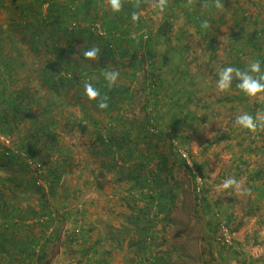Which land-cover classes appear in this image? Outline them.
Returning <instances> with one entry per match:
<instances>
[{"label": "rangeland", "instance_id": "obj_1", "mask_svg": "<svg viewBox=\"0 0 264 264\" xmlns=\"http://www.w3.org/2000/svg\"><path fill=\"white\" fill-rule=\"evenodd\" d=\"M0 1L3 2V8L0 9V37L5 41L3 46L7 49L11 45L17 47L20 50L17 51L19 62L29 60L34 67L33 82L25 78L30 74L25 68L18 75V80L21 79L18 86H12V90L25 86L34 90L38 83H42L35 74L47 64L50 52L45 47H40L38 53L31 49L32 35L24 29L26 21L21 14V7L28 5L31 0ZM55 1L61 6L58 12L62 16L76 13V19L67 20L65 31L57 29L55 32L47 26L43 31L44 36L52 39L48 36L55 32L53 38L56 41H52L49 46L63 50L71 46L83 56L84 47L95 45L102 53L103 39L107 33L102 29L100 17L103 13L113 15L106 0L100 4L98 15L92 11L89 16L77 13L76 5L84 0ZM204 2L206 0H200V3L197 0L189 9L185 7L186 0H181V7L175 10L177 18L170 40L161 41L155 47L154 61L159 67L155 76L163 79L161 90L154 96L148 90L143 92L148 76L147 72H140L132 85L135 101L124 111L126 118L131 121L140 119L137 126L146 128L142 125V120L147 117L144 106L157 105L156 109L152 107L151 110L154 115H158L160 134L163 132L167 135L162 139L149 136V139L146 131H141L137 139L135 133L139 130H136L130 136L133 142L138 141L137 158L140 159L141 151L148 155L149 171L155 172L166 166L171 172L169 183L161 188L167 196L162 201L163 205H167L168 201L170 203L172 195L177 196L174 220L166 231V220L169 222L170 218L164 214L158 215L155 205L151 209L152 213L145 217L140 213L147 208V201L137 199V204L132 205L130 185L120 182L125 172L120 174L116 170H104L106 178L101 180L102 190L91 184L94 174L102 171L103 162L110 163L111 159L87 156L90 138L81 135L77 124L71 122L72 119L77 121L84 106H88L87 110L92 114L91 109L96 104L84 95L81 88L84 79L79 76L80 80L74 78L76 82L63 90L60 88V95L55 99L48 92L49 89L43 87L41 94L44 100L47 98L57 104L54 114L63 128L60 145L67 149L72 172L66 177L60 192L61 197L68 199L69 210L61 208V200L49 199L48 211L54 212L53 217L59 215L55 223L59 232L57 239L49 245L42 264H154L156 257L166 254L174 256L171 261L173 264H264V130L258 129L252 133L234 127L237 115L247 112L255 116L257 110L264 109V94L256 98L247 97L236 88V81L224 93L216 87L218 73L224 67L245 69L250 61L259 60L264 69V0H222L225 3L224 10H218L214 5L203 8ZM144 5L146 9L142 11L140 21L141 25L149 28L141 30L139 35H143L146 41L147 33L153 37L161 12ZM47 9L48 3H45L41 9L45 16ZM184 9L197 14L199 21L208 20L211 27L199 30L187 18ZM26 19L35 21L32 16ZM134 25L132 33H136ZM99 26L105 36L94 34L93 29ZM88 31L93 37L89 35L83 38ZM79 39H82V43L77 42ZM253 43H257V46H252ZM122 44L126 49L131 48L126 41ZM68 59L76 68L83 66V60L77 54ZM164 59L167 60L166 64H163ZM123 61L125 67L114 64L112 69L120 72L118 84L128 86L129 79L125 78V74L130 73L129 56L125 55ZM86 62L92 66L97 60ZM96 73L94 68L89 78L91 82L99 79ZM94 114L97 116L96 112ZM104 116L100 124L106 126ZM174 116L184 123L176 133L172 132ZM30 125V122L25 123L12 136L5 137L10 141L9 147L5 149L17 153L16 158L19 157V136L26 134ZM90 127V133L94 132L95 129ZM219 140L220 143L216 144ZM130 144L133 146V143ZM62 158L59 157L60 162L64 161ZM184 160L188 162L189 168L184 165ZM48 169L49 165L43 166L45 175ZM24 170L13 167L14 173H11L9 169H0V187L7 200H14L17 194L12 193L11 188L16 182H22L20 190L25 191L18 199L21 207L25 211L31 209L30 212H39L42 204L40 193L32 187L34 174ZM90 173L92 176H89ZM12 174L17 178L14 179ZM198 176L201 178L199 182ZM229 177L241 181L239 191L219 187ZM35 179L42 181L39 186L48 187L44 178ZM154 188L156 191L161 190ZM149 193L148 188L144 187L138 195L145 197ZM201 197L206 198L205 203L201 202ZM135 216L140 218L139 223L127 221L128 217L134 220ZM147 218L152 220L151 223L148 224ZM153 221L156 226L152 235L156 234V237L149 239L141 229L149 227ZM37 222L38 218L29 216L25 224L34 226ZM241 222L242 228L233 232ZM25 231L28 229H23L22 233ZM40 231V226L36 225L32 234L38 235ZM177 254L181 255L179 259Z\"/></svg>", "mask_w": 264, "mask_h": 264}, {"label": "trees", "instance_id": "obj_2", "mask_svg": "<svg viewBox=\"0 0 264 264\" xmlns=\"http://www.w3.org/2000/svg\"><path fill=\"white\" fill-rule=\"evenodd\" d=\"M104 1L105 0H84L76 5L77 13H83L89 16L90 13L94 11L98 15L101 8L100 4L102 5ZM12 2H14V0H12ZM45 3H48L46 16L41 13V9ZM181 4V0H169L166 11L161 13L160 22L153 37H150L147 33L146 41H144L143 35H139V32L144 28L148 30L149 27L141 25V21H139L138 24L133 23L136 27V29L134 28V32L138 35L137 40L130 38L133 28L131 13L137 9L132 7L129 0H124L123 10L120 13H113L112 16L103 13L101 15L102 17H100V21L103 26L102 29L107 33V36L103 39V51L98 57L97 62L93 63L92 66H88V62H86L80 53L76 52L74 47L70 46L67 50H63L59 47L49 46V44L54 41L53 35L57 32V29L65 31L67 20H75L76 13L71 16L69 13H65V10L63 12L65 14L62 16L60 12H58L61 10V6H59L55 0H31L28 5L21 7V14L26 21L25 26L23 25L24 29L29 30L32 35H30L33 42L31 49L33 52L36 51L38 53L40 52V47H45L50 52L47 64L38 69L35 74L42 83H38L34 90L29 88V86L22 87L15 91L12 90V86H18L21 80H18V75L21 70L25 68H28L30 72L25 78L30 83L33 82V62L26 60L25 63H20L17 56V51L20 50H18L17 47H13V45H11L10 49H7L3 46L5 41L0 37V134L8 138L12 136L14 131L18 130L20 126L25 125V123H31L28 132L19 136L20 145L17 150L19 157L16 158L17 153H12L10 149H3V147L0 146V169H9L11 173H14L13 167H18L19 169L28 170V172L30 171L29 173H31L32 171L30 169L31 167L28 165V161L39 164L42 168L44 165H49L48 174L45 175L42 173L41 175V179L44 178L46 184H48L47 188L39 186L40 184L35 179V175L33 176L34 181L32 182V187L34 186V188H37V192L40 193V201L42 204V209L39 212L35 210L30 212L31 209L25 211L21 207L18 199L25 191L20 190L23 186L22 182H14L15 185L11 188V192L17 194V198L14 200H7V196H5L2 187H0V225H2L0 230V264H42V261L47 257L49 245L58 237L59 229L55 223L59 219V215L57 214V216L53 217L54 212L48 211L50 208L49 199L61 200L59 202L61 208L69 210L70 205L67 203L68 199H66L65 196L61 197L60 192L64 188L66 177L72 172L70 169L72 168V163H70L69 158H67V149H63L60 145L61 141H63V128L62 124L58 121L57 115L54 114V108H56L54 106L57 104L55 101H50L47 98L44 100L41 91L43 87L48 88V92L50 91L52 98H58L62 88L65 89L68 85H72L76 82L74 78L79 76L84 80H89L94 68H96V74L99 75V79L92 83L100 89L102 94L109 97V108L101 110L95 102L96 104L93 105V109L96 110L98 117L96 114H90L87 110L88 106H84L81 115L76 118L77 121H75V119L71 121L77 124L81 135L90 138L89 141L91 143L86 151L87 156H103L108 160L111 159L110 163L103 162L102 171L100 170L94 174L91 184L94 185L96 189L102 190L103 186L101 180L106 178V175L103 173L104 170H116L117 172L119 171L120 174L125 172L126 175L125 177H120V182L122 181L123 184L128 183L130 185L131 188L129 192L133 193L131 199L132 205H134V203L137 204V199H143L144 202L147 201V208L141 211L140 215L144 217L147 215L149 216V214L152 213V207L155 205L156 210H158V215L164 214L166 218H170L169 222L166 220V225L168 226L164 227V231L172 225L177 196L172 195L170 203L168 201L167 205H163L162 201L163 199H167V196L161 189L169 183L171 172L168 171L166 166L155 172L149 171L147 165L148 155H144V152L141 151V155L140 152L138 153L140 159L137 158L139 145H137L136 142L138 141L136 140L133 142L130 136L136 132V130H139L138 133H135L137 139H139L141 131H146L147 138H149V136H159V138L162 139L167 135L163 132L160 134L158 129V115H154V111L151 110L153 108L156 109L157 105L146 104L144 106L147 117L144 121L142 120V125L146 126V128H139L137 126L140 119L131 121L126 118L124 116V111L135 101L132 85L140 72H147L148 76L147 84L143 85V92L148 90L149 93L154 96L161 90L163 79L159 76H155L156 71L159 70V67H156L157 65L154 61L156 55L155 47L161 41L170 40L177 18L175 10L179 9ZM2 8L3 2L0 1V9ZM145 9L146 6L142 3L139 11ZM184 12L187 14V18L200 30L201 24L197 14L192 12L189 13L188 9H184ZM28 16L35 17V21L29 22L26 19ZM61 17H63V19ZM47 26L55 31L48 36V38L52 39H47L44 36L43 31ZM89 35L92 36L90 31L86 32L83 38ZM123 41L128 42L131 48L128 47V49H126L122 44ZM77 42L82 43V39H79ZM252 46L256 47L257 43H253ZM139 52L140 56L138 55ZM73 54H77L78 57L83 60V66L81 68H76L70 64L68 57L70 58ZM125 55L130 58V73L125 74V78L129 79V85L124 86L117 84V86L112 89H108L103 79V70L106 68L113 70L112 67L114 64L117 67H125L123 61ZM30 56L31 55H29V57ZM167 57L168 55L165 56V58ZM117 59L118 61H116ZM166 63L167 60L164 59L163 64ZM144 66H147V68L144 69ZM71 67H73L72 70ZM79 77L78 80H80ZM81 88L83 89V87ZM102 115H105L103 118L106 120V126L100 124ZM173 118L172 132L176 133L177 130L182 128L184 123L175 119L177 116ZM90 125L95 129L92 133H90ZM152 128H155L156 132H152ZM158 133L159 135H157ZM220 141L221 140L216 142V144H219ZM130 143H133V146ZM20 153L24 156L19 155ZM62 153L64 154L62 155ZM56 155L57 157L55 158ZM59 157H63L62 159H64V161L60 162ZM183 163L189 168V164L186 160H184ZM28 172L26 171V173ZM11 176L14 177V179L17 178L14 174ZM89 176H92V173H90ZM12 177H10V181H12ZM1 184H3V181ZM29 187L31 186L29 185ZM144 187L148 188L150 193L142 197L138 195V193L141 192ZM154 187H158L161 190L156 191ZM206 192L205 190V193ZM203 196H205L204 193ZM74 199L76 198L74 197ZM200 200L202 203L206 202L205 197H201ZM29 216L38 218L36 225L41 228L40 234H32L34 226L36 225L28 226L25 224ZM155 217H157V215ZM127 219L129 222L133 221L135 223L141 221L140 218L136 216L134 220L133 217H128ZM151 221L152 220L147 218L148 224L151 223ZM148 226L149 227H143L141 229L143 235L149 237V239L156 237V234L152 235L156 222L154 223L153 221V224ZM242 226L243 223H239L233 232H238ZM25 228H27L28 231L22 233V230ZM147 252H149V250ZM176 257L179 259L181 255L177 254ZM173 258L174 256L170 254H166L159 258L156 257L154 264H173L171 262Z\"/></svg>", "mask_w": 264, "mask_h": 264}, {"label": "clouds", "instance_id": "obj_3", "mask_svg": "<svg viewBox=\"0 0 264 264\" xmlns=\"http://www.w3.org/2000/svg\"><path fill=\"white\" fill-rule=\"evenodd\" d=\"M106 2L113 13H120L123 10L124 0H106ZM129 2L134 9H137L131 13V21L135 24L139 23L143 14L142 11H139L142 3L147 4L153 9H157L161 13L165 12L169 5V0H129ZM196 2L197 0H186L185 7L191 9ZM213 5L218 10L225 9V3H223L222 0H206L201 7L208 8ZM200 24L201 28L205 30L211 27L208 20H201ZM130 38L137 40V34L132 33ZM100 55L101 49L98 46L93 45L84 47L83 57L85 60L96 61ZM102 75L108 89L117 86L120 77L119 71L106 68L103 70ZM234 81L237 82L236 88L247 97L256 98L264 94V69L261 67V62L259 60H252L245 69L235 66L222 68L218 73L216 87L219 92L224 93L232 88ZM81 84L84 95L89 101L96 102L98 108L101 110L109 108V97L102 94L100 89L90 80L81 81ZM234 127L242 128L252 133L257 132L258 129L264 130V109L257 110L255 116L247 112H242L235 117ZM200 179L201 178L198 176V182ZM219 187L224 190L233 189L239 191L241 189V181L237 180L235 177H229L225 179Z\"/></svg>", "mask_w": 264, "mask_h": 264}, {"label": "built area", "instance_id": "obj_4", "mask_svg": "<svg viewBox=\"0 0 264 264\" xmlns=\"http://www.w3.org/2000/svg\"><path fill=\"white\" fill-rule=\"evenodd\" d=\"M93 32L97 36H105V33L103 30L99 27L96 29H93ZM152 132H156L155 128H152ZM10 141L5 138L2 134H0V146L3 148H8L9 147ZM28 165L31 167L33 174L35 175L36 178L41 179V175L43 173V168L41 165L33 163L32 161H28ZM39 184H42V181H39Z\"/></svg>", "mask_w": 264, "mask_h": 264}, {"label": "crops", "instance_id": "obj_5", "mask_svg": "<svg viewBox=\"0 0 264 264\" xmlns=\"http://www.w3.org/2000/svg\"><path fill=\"white\" fill-rule=\"evenodd\" d=\"M91 110H92V111H91V112H92V114L94 115V113L96 112V110H95V109H93V108H92ZM89 113H90V111H89ZM96 113H97V112H96ZM97 117H98V114H97Z\"/></svg>", "mask_w": 264, "mask_h": 264}]
</instances>
